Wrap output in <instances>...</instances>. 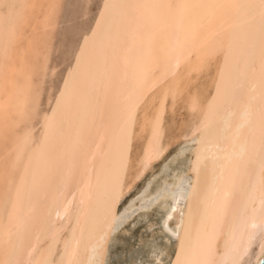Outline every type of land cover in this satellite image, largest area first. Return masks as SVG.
<instances>
[{"label": "bare ground", "instance_id": "1", "mask_svg": "<svg viewBox=\"0 0 264 264\" xmlns=\"http://www.w3.org/2000/svg\"><path fill=\"white\" fill-rule=\"evenodd\" d=\"M62 5L0 0V264H260L264 0H101L55 94Z\"/></svg>", "mask_w": 264, "mask_h": 264}, {"label": "rangeland", "instance_id": "2", "mask_svg": "<svg viewBox=\"0 0 264 264\" xmlns=\"http://www.w3.org/2000/svg\"><path fill=\"white\" fill-rule=\"evenodd\" d=\"M100 3L101 0H63L60 18L53 35L55 47L53 56L51 57V62H54L57 67L55 72L48 76L46 80L47 89L52 90L55 94L58 92V87L63 82L65 75L67 74L66 72L69 69L68 67H70L69 64L72 65V63H69V56H75L73 57L74 60L70 57L71 61L73 60V63H75L74 61L77 59L76 55L78 50L82 48L83 44L90 43V39L93 38L87 37L86 35L89 34V30H91L90 26L97 17ZM176 146L177 143L171 145L168 149V154L173 152ZM158 166L159 163H156L154 168H157ZM147 176L148 174L134 185L131 192L128 193V196L134 194L140 188Z\"/></svg>", "mask_w": 264, "mask_h": 264}, {"label": "water", "instance_id": "3", "mask_svg": "<svg viewBox=\"0 0 264 264\" xmlns=\"http://www.w3.org/2000/svg\"><path fill=\"white\" fill-rule=\"evenodd\" d=\"M260 264H264V259L260 262Z\"/></svg>", "mask_w": 264, "mask_h": 264}]
</instances>
